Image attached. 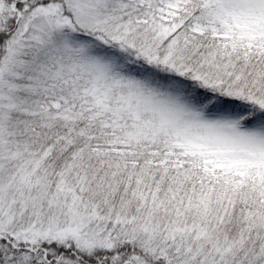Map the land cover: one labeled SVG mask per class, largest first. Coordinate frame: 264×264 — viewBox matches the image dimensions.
I'll use <instances>...</instances> for the list:
<instances>
[{"label":"snow or ice","instance_id":"snow-or-ice-1","mask_svg":"<svg viewBox=\"0 0 264 264\" xmlns=\"http://www.w3.org/2000/svg\"><path fill=\"white\" fill-rule=\"evenodd\" d=\"M0 264H264V0H0Z\"/></svg>","mask_w":264,"mask_h":264}]
</instances>
